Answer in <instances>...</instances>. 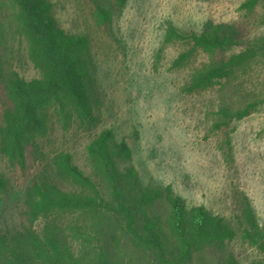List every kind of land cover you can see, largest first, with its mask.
Returning a JSON list of instances; mask_svg holds the SVG:
<instances>
[{
    "label": "rangeland",
    "instance_id": "rangeland-1",
    "mask_svg": "<svg viewBox=\"0 0 264 264\" xmlns=\"http://www.w3.org/2000/svg\"><path fill=\"white\" fill-rule=\"evenodd\" d=\"M248 1L47 0L60 25L90 38L100 113L94 131L112 128L118 140L128 142L129 164L146 184L171 185L189 206L203 205L233 220L237 196L245 193L264 227V47L241 53L245 48L208 49L167 36L169 26L202 31L210 20L234 23L252 40L264 36V0L253 6ZM231 55L235 63L226 76L191 89L198 71ZM14 72L26 79L40 76L17 6L0 0V111L4 82ZM252 102L248 115L216 126L224 120L222 107ZM39 141L49 153L70 152L90 171V136L75 127L65 130L54 108ZM37 167L31 156L25 166L12 165L0 151V175L6 179L0 185V232L23 220L24 195ZM167 207L162 200L153 210ZM234 244L240 264L259 256L248 244ZM220 254L201 243L192 264H218Z\"/></svg>",
    "mask_w": 264,
    "mask_h": 264
},
{
    "label": "trees",
    "instance_id": "trees-1",
    "mask_svg": "<svg viewBox=\"0 0 264 264\" xmlns=\"http://www.w3.org/2000/svg\"><path fill=\"white\" fill-rule=\"evenodd\" d=\"M13 2L40 76L26 79L14 72L4 82L0 151L12 165L25 166L31 156L38 167L24 195L23 220L0 232V264H192L201 243L221 252L218 264H240L237 241L258 251L249 264H264V227L249 196H237L233 220L203 205L189 206L171 185L146 184L129 164L128 142L118 140L112 128L94 131L100 113L88 35L60 25L47 0ZM167 36L208 49L245 48L241 53L264 47V36L252 40L236 24L212 20L202 31L169 26ZM235 59L222 56L208 63L193 76L191 89L226 76ZM255 103L222 107L224 120L216 126L248 115ZM50 108L65 130L75 127L90 136L89 172L70 152L42 148L39 138L47 131ZM5 180L0 175L1 186ZM162 200L168 207L154 211Z\"/></svg>",
    "mask_w": 264,
    "mask_h": 264
}]
</instances>
